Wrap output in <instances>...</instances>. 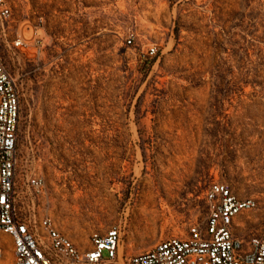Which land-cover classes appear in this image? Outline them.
<instances>
[{"label":"rangeland","instance_id":"rangeland-1","mask_svg":"<svg viewBox=\"0 0 264 264\" xmlns=\"http://www.w3.org/2000/svg\"><path fill=\"white\" fill-rule=\"evenodd\" d=\"M7 1L10 38L40 37L5 53L21 165L65 232L120 223L142 251L203 220L213 181L258 201L239 234L262 226L264 0Z\"/></svg>","mask_w":264,"mask_h":264},{"label":"built area","instance_id":"built-area-1","mask_svg":"<svg viewBox=\"0 0 264 264\" xmlns=\"http://www.w3.org/2000/svg\"><path fill=\"white\" fill-rule=\"evenodd\" d=\"M12 20L11 5L0 0V264H264V222L250 235L237 231L257 199L222 181L204 191L203 220L136 253L125 251L120 223L94 229L83 241L65 232L51 212L44 174L21 165L20 98L5 53L20 48L33 59L40 37L30 24L33 36L11 39Z\"/></svg>","mask_w":264,"mask_h":264}]
</instances>
